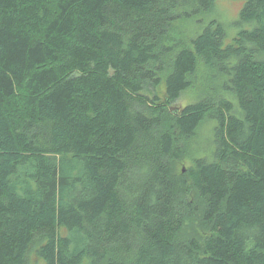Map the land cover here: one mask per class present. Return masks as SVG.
<instances>
[{"label":"trees","instance_id":"obj_1","mask_svg":"<svg viewBox=\"0 0 264 264\" xmlns=\"http://www.w3.org/2000/svg\"><path fill=\"white\" fill-rule=\"evenodd\" d=\"M213 8L0 0V264H264V0Z\"/></svg>","mask_w":264,"mask_h":264},{"label":"rangeland","instance_id":"obj_2","mask_svg":"<svg viewBox=\"0 0 264 264\" xmlns=\"http://www.w3.org/2000/svg\"><path fill=\"white\" fill-rule=\"evenodd\" d=\"M242 5H243V0H214V8L211 14H209V18L210 19L215 18L224 26L225 32H226L225 38H224L225 44L231 41V39L237 34L239 29L245 28L248 26L246 24H241V25L236 24L239 20V12H240ZM181 31L183 30L177 29L176 31L177 35L175 38H177L178 41L184 42L185 38L188 37L192 31L189 32V30H187L185 36L184 34H180ZM153 90H154V93H156L160 98L163 99L164 93H163L162 83H160L159 86H157L156 88L150 89V91L148 92L151 94L153 93L152 92ZM195 95H196L195 87L189 88L188 90L184 91L181 94V96L179 97L177 101L171 104L170 110L178 111L182 106L193 101L195 99ZM204 136H207V135H204ZM204 136L199 140V142L202 145H204L206 142V139H208ZM188 165H189L188 162H179L176 165V169L185 171L186 169L185 167H187ZM193 232L196 233L197 236H202V237L209 234L207 230L199 223L195 214H192L190 217H188L187 221L184 223L182 231L180 232V237L181 238L190 237L189 234ZM35 249H36V245L34 244L32 245V247L30 248L28 252L27 260L30 263H35L38 261V258L35 254ZM82 264H86L85 260L83 261Z\"/></svg>","mask_w":264,"mask_h":264}]
</instances>
